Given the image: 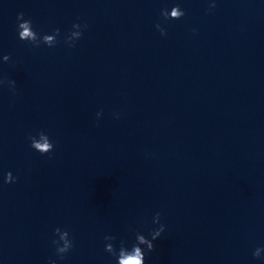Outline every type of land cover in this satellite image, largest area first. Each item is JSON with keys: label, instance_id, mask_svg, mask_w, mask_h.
Returning a JSON list of instances; mask_svg holds the SVG:
<instances>
[{"label": "water", "instance_id": "water-1", "mask_svg": "<svg viewBox=\"0 0 264 264\" xmlns=\"http://www.w3.org/2000/svg\"><path fill=\"white\" fill-rule=\"evenodd\" d=\"M21 12L56 46L20 40ZM5 78L0 264H117L105 235L131 248L157 212L146 264H264V0H0Z\"/></svg>", "mask_w": 264, "mask_h": 264}, {"label": "clouds", "instance_id": "clouds-1", "mask_svg": "<svg viewBox=\"0 0 264 264\" xmlns=\"http://www.w3.org/2000/svg\"><path fill=\"white\" fill-rule=\"evenodd\" d=\"M215 2L211 3L209 6V11L215 9ZM179 10L177 14L176 11ZM171 15H169V10L164 9L162 15L165 20H172L175 17V20H179L186 15L185 11L180 7L179 4L175 5L171 9ZM25 14L23 12L19 13L17 16L18 20V36L19 39L25 42H29L32 45L39 47L41 43L46 44L48 47H55L58 43L57 37L60 36V29L57 28L54 30L53 34H44L42 37L39 33H37L33 28V23L30 19L25 20ZM88 26L87 24L81 25L80 23H75L73 25L74 31L70 33V35L66 39V43L70 47H75V42L80 40L83 37L84 29ZM157 29L161 32L162 35H167L166 29L162 28L160 24L156 25ZM79 29V31H76ZM195 31V29H193ZM54 38H56L54 40ZM5 62L11 60L10 55H5L3 57ZM0 84L9 85L11 91L13 93L16 92V81L8 80L5 78L0 81ZM102 112L97 113V116H101ZM117 118L119 116L117 115ZM37 136H29L31 140V147L40 152L42 155L48 154L54 151L55 145L51 141L48 135H45L43 131L39 132ZM6 184H12L18 182V177L14 176L11 171H9L5 177ZM161 213L157 212L154 217V223L160 224L158 229L153 230L149 233L151 239L143 233L136 231L135 233V242L132 244L131 248H129L125 241H121L119 244V248L117 249L114 241L116 237L113 235H105L104 240L107 242L105 245V251L110 253L114 258H116L117 264H146V255L147 253L153 252L155 250V241L164 233L166 230V225L160 223ZM55 234L59 237V239L53 240V244L56 246V253L60 260H64L66 258V254L69 253L73 247L74 242L70 237V232L67 230H62L61 228H56ZM147 249V252L145 251ZM262 253H264V247H257L253 253V256L257 259H264L262 257ZM49 264H57L56 260H49Z\"/></svg>", "mask_w": 264, "mask_h": 264}]
</instances>
